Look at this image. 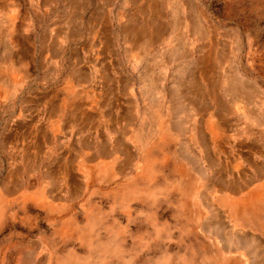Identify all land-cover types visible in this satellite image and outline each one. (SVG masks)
Segmentation results:
<instances>
[{
  "label": "rangeland",
  "instance_id": "rangeland-1",
  "mask_svg": "<svg viewBox=\"0 0 264 264\" xmlns=\"http://www.w3.org/2000/svg\"><path fill=\"white\" fill-rule=\"evenodd\" d=\"M0 19L5 62L39 80L52 51L96 106L77 137L0 135V264H238L243 220L214 198L236 144L264 141V0H0Z\"/></svg>",
  "mask_w": 264,
  "mask_h": 264
},
{
  "label": "crops",
  "instance_id": "crops-1",
  "mask_svg": "<svg viewBox=\"0 0 264 264\" xmlns=\"http://www.w3.org/2000/svg\"><path fill=\"white\" fill-rule=\"evenodd\" d=\"M4 22L0 19V24ZM13 42V38L4 32L0 35V85L9 84L11 91L7 96L6 93L3 94L0 91V107L7 106L8 102L5 101L10 103L11 100H21L22 94L18 91H20L19 86L23 81L34 86L31 97L27 98L31 99L30 102H27L26 99L24 103L26 106L22 109L21 118L15 121L4 119L0 121L5 127V133L0 134L2 138L15 140L29 134L28 139L39 142L44 133L47 138L53 136L59 141H62L64 137H77L80 130L78 122L82 120L85 123L83 117L90 118L91 115H94L90 109V107L96 108L94 102L90 99L87 100L81 90L72 99L69 98V94L66 92L67 82L56 74L59 70V63L52 58V51L46 50L42 53L43 66L41 70L44 75L41 79L30 77L29 80L28 75H22V69L18 68L15 63L10 65L4 61L5 58L13 56L17 50ZM60 80L61 82H59ZM10 83H13L14 88ZM57 83L58 88L55 89L54 85ZM74 91H77V87ZM113 92L117 97L118 92L114 90ZM110 96L112 97V95ZM112 101L117 104L116 98ZM116 107L117 105L110 110V113H117ZM26 113L28 114L26 115ZM94 123L87 122V128L89 127L90 131H93ZM259 145L257 146L253 141L246 147L240 143L236 144V150H232L235 153L231 154L233 157H231L232 167L227 175L225 172L222 173L223 179L225 176V179L229 178L227 180L229 187L221 186L216 191L221 196L218 199L214 198L217 207L228 214L229 218L243 220L233 226L238 241L228 245L227 249L223 246V250H227L225 257L238 264H264V141L259 142ZM59 154V160L56 161L58 164L63 161L62 154L64 155V153L60 152ZM225 159L228 158L225 157ZM226 201L229 203L228 206L225 205ZM255 202H260L258 204H261L262 208L257 210ZM233 203L237 205L233 206ZM251 204H253V209L248 211ZM241 205H244L242 208L245 211L239 208ZM252 219L254 221H251Z\"/></svg>",
  "mask_w": 264,
  "mask_h": 264
}]
</instances>
